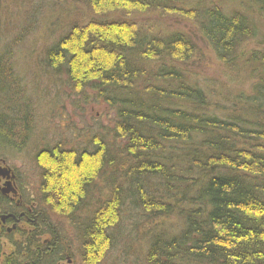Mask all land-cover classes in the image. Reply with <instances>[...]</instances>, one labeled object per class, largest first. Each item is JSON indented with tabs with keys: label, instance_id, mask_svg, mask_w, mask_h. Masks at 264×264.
Masks as SVG:
<instances>
[{
	"label": "trees",
	"instance_id": "obj_1",
	"mask_svg": "<svg viewBox=\"0 0 264 264\" xmlns=\"http://www.w3.org/2000/svg\"><path fill=\"white\" fill-rule=\"evenodd\" d=\"M182 1L76 0L93 16L68 23L40 64L84 103L104 105L111 124L70 126L39 148L36 221L7 263L59 264L75 241L83 264H106L115 243L132 264L141 251L145 264H264V53L243 49L264 39L238 10L191 15L216 58L250 75L248 92L212 100L186 68L194 48L184 34L155 35L127 16ZM255 2L264 24V0ZM1 67L0 90L12 96ZM14 112L15 122L0 116V146L22 152L35 127Z\"/></svg>",
	"mask_w": 264,
	"mask_h": 264
},
{
	"label": "rangeland",
	"instance_id": "obj_2",
	"mask_svg": "<svg viewBox=\"0 0 264 264\" xmlns=\"http://www.w3.org/2000/svg\"><path fill=\"white\" fill-rule=\"evenodd\" d=\"M255 4V0H183L175 11L127 16H134L136 25L155 35L178 32L184 34L194 48L192 57L186 63L190 77H196L206 93L212 94V100L216 101L217 97L225 98L237 91L248 92L250 85L247 78L250 75L238 69H235V73L234 70L229 71L227 66L216 58L191 15L213 5L219 6L223 12L238 10L257 24L258 40H263L264 24L260 23L259 18L262 11ZM196 8L198 10H195ZM90 15L93 16L91 10L76 0H0V65L2 64L1 68H4L5 74L11 75L9 83L3 82L6 83L5 87L9 91L13 90V95L8 97L0 90V116H7L15 122L17 115L14 111H17L18 115L25 113L27 117H31L30 124L35 127L30 134L31 140L27 148L22 152L9 148L4 151V157L8 158L11 168L18 170L26 178L32 177L31 184L37 195L41 193V183L34 156L42 145L51 144L54 136L61 139L69 136L70 126L74 129L73 132H78L86 128L89 130L93 124H101L103 127L111 124L112 114L104 105L95 103L94 99L89 97L84 103L81 93L71 89L65 77L60 75L52 79L40 64L45 51L65 31L68 23L84 21L90 18ZM110 16L125 17L126 14L115 13ZM253 48H261L259 50L264 53V46L260 43L252 42L243 46L244 51ZM23 100L28 102L25 112ZM21 103L23 105L20 108L18 105ZM73 178L72 176L71 179ZM52 219L59 226L62 225V228L64 226L65 231L68 230L70 234L71 227L66 224L65 219L56 216ZM129 228L130 224H127V229ZM72 233L75 234L74 231ZM69 247V259L61 260L59 264H83L78 242L72 241ZM2 249L1 256L5 257L14 250L10 245ZM119 249L115 243L113 253L107 258L106 264H132V252L119 256ZM138 254L135 263L145 264L142 259L143 251Z\"/></svg>",
	"mask_w": 264,
	"mask_h": 264
},
{
	"label": "flooded vegetation",
	"instance_id": "obj_3",
	"mask_svg": "<svg viewBox=\"0 0 264 264\" xmlns=\"http://www.w3.org/2000/svg\"><path fill=\"white\" fill-rule=\"evenodd\" d=\"M32 177L21 175L4 161V149L0 146V246H14L25 236L28 227L35 223ZM32 216V217H31ZM0 264H9L0 255Z\"/></svg>",
	"mask_w": 264,
	"mask_h": 264
},
{
	"label": "bare ground",
	"instance_id": "obj_4",
	"mask_svg": "<svg viewBox=\"0 0 264 264\" xmlns=\"http://www.w3.org/2000/svg\"><path fill=\"white\" fill-rule=\"evenodd\" d=\"M21 92H22V90H21ZM35 96L36 95L34 94L33 97H35ZM4 161H5V163H8V158L6 156L4 157ZM34 198H35V193H34ZM53 217H55V216H53ZM29 228H31V227L29 226Z\"/></svg>",
	"mask_w": 264,
	"mask_h": 264
}]
</instances>
